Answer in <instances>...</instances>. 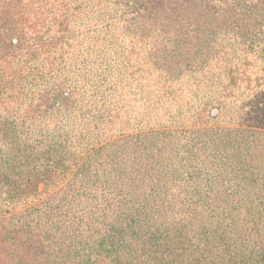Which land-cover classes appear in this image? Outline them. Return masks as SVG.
Here are the masks:
<instances>
[{
	"label": "rangeland",
	"instance_id": "1",
	"mask_svg": "<svg viewBox=\"0 0 264 264\" xmlns=\"http://www.w3.org/2000/svg\"><path fill=\"white\" fill-rule=\"evenodd\" d=\"M138 1L0 0V204L22 199L11 213L45 208L60 231L108 208L121 215L127 233L99 227L91 236L99 248L82 234L76 248L90 264L121 261L108 257L110 249L139 247L153 225L183 211L188 191L199 193L200 213L202 204L233 208L252 193L264 200V166L253 174L257 180L242 183L243 197L199 191L205 181L230 182L227 171L210 173L206 160L242 157L246 165L259 153L264 160V88L246 87L254 82L234 72L248 60H261L255 69L264 65L256 50L264 41L241 28L250 13L264 28L261 3L237 0L239 15L218 36L227 42H214L216 0H193L187 15L177 8L180 22L166 9L137 10ZM13 9L18 18L6 14ZM26 16L37 24L23 26L25 40L14 47L9 38ZM63 199L71 201L64 213ZM163 199L173 205L160 208ZM137 253L150 261L148 250Z\"/></svg>",
	"mask_w": 264,
	"mask_h": 264
},
{
	"label": "trees",
	"instance_id": "2",
	"mask_svg": "<svg viewBox=\"0 0 264 264\" xmlns=\"http://www.w3.org/2000/svg\"><path fill=\"white\" fill-rule=\"evenodd\" d=\"M192 1L140 0L134 6L137 10L149 13H157L166 9L165 13L170 14L171 20L180 22L177 15L180 13V9L177 8L181 7L187 15ZM257 1L264 8V0ZM216 2H219L220 6L214 7V13L220 15L215 18V22L212 21L213 27H217L211 32L212 38L214 42L219 40L227 42L218 36L222 29L228 28L229 23L236 20L239 15V3L237 0L231 4L226 0H216L212 1L211 4L216 5ZM175 4L178 7H173ZM6 5H10V3L8 2ZM171 9L174 11L173 14L170 12ZM18 12H20L18 9H13L6 14L13 16L17 13L18 18ZM2 13L4 12H0V16ZM242 18L244 22H247V26L241 28L255 30L256 37H259L260 41H264V28H261L263 24L254 18L252 13ZM26 19L28 21L15 29V35H11L9 38L14 47L25 40L22 35V27L31 29L37 24L35 17L26 16ZM217 21H219L220 26H217ZM177 25L181 27L180 24ZM256 50L264 54V43L261 45L258 42ZM257 61L261 60H248L234 67L235 74L242 76L246 84L248 80L254 82L253 85H245L252 90L264 88V81L261 82L257 77L260 73L264 78V65L260 63L257 65L258 69H255L254 64ZM261 155L262 153H259V156L256 155L255 159L251 161L252 157L248 155L245 158L249 161L246 165L242 164V157L234 161L230 160L229 163L222 161V159H219L218 163L209 160L204 161L205 168L211 169L210 173H213L214 170L227 171L224 177L231 183L229 182L224 187L223 184L213 186L210 182L205 181V186L199 191L212 193L214 198L220 200L228 199L230 195L243 197L244 193L240 190L243 188L242 183H253L257 180L255 173H259L261 167L264 166ZM229 172H233L232 176ZM188 174L194 175L196 173L192 171ZM261 176L263 175L261 174ZM86 180L87 177L84 176L81 184L85 185ZM7 192L11 196L14 189L9 188ZM16 193L18 194L19 191ZM198 194L196 191H188L183 198V195L180 194L179 199L182 198L183 211L169 213L162 222L153 225L154 230L146 231L139 247L127 245L125 248L121 245L118 252L115 251V247H112L108 257L118 255L121 261L116 264H264V200L262 199L258 203L257 199L260 193H252L251 198H240L239 204L233 208L227 207L221 202L202 204L206 207L202 213L196 211V195ZM190 198L191 203L183 202ZM244 198H247L248 202H244ZM1 201L2 198H0ZM20 201L22 199H15L14 204ZM70 202L66 203L63 199L59 203L63 208V213L70 207ZM14 204L12 199L0 204V264H90V260L85 259L76 248L82 240V234H84L85 240L90 239L99 248L100 242L98 245L91 238L92 232H96L99 227L112 232L120 228V232L127 233L121 223L123 217L121 215L113 216L110 208L103 213L101 218L92 217L91 214H88L82 217L77 225L66 223L62 234L59 223L46 217L45 208L33 206L23 209L20 213H11ZM167 205L173 204L163 199L160 208ZM261 207L263 208L261 209ZM47 214L52 216L49 212ZM143 220L147 221L146 219ZM167 221H170L166 226L167 232L162 234L163 226L165 227ZM169 234H172L174 239L170 245H168V241L164 243V239ZM108 236L114 237L111 233ZM97 239H99L98 236ZM46 250L51 252H45ZM142 250H148L151 253L149 255L150 261L137 253ZM172 252L177 253V257L174 256L176 254H171Z\"/></svg>",
	"mask_w": 264,
	"mask_h": 264
}]
</instances>
